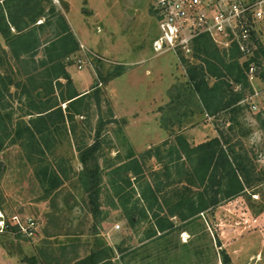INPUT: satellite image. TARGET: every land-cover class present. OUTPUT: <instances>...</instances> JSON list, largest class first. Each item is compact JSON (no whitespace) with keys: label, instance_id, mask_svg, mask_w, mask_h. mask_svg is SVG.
Segmentation results:
<instances>
[{"label":"rangeland","instance_id":"rangeland-1","mask_svg":"<svg viewBox=\"0 0 264 264\" xmlns=\"http://www.w3.org/2000/svg\"><path fill=\"white\" fill-rule=\"evenodd\" d=\"M49 1L45 11L51 6L60 11L80 44L66 60L73 87L85 89L82 95L97 84L100 108L92 104L82 116L75 115L73 134L52 132L44 156L19 140H5L0 152V264H70L105 248L114 251V264H221V250L232 264H264V80L249 79L260 97L240 101L234 121L232 142L242 143V150L236 148L249 161L251 187L197 220L172 217V230L149 238L154 222L150 213L135 214L129 227L124 212V207L141 209V190L160 168L154 157L141 156L165 140L174 144L170 131L189 137L191 146L211 139L217 129L227 127L232 114H206L197 98L185 92L186 66L179 52L154 51L160 30L153 0ZM51 30L45 28L41 37H49ZM256 31L264 43V21ZM1 48L8 50L0 35ZM0 57L14 69L2 63L0 75L15 74L14 59ZM35 57L41 59L42 53ZM9 92L12 96L0 107L5 103L4 112L11 111L15 121L25 111L24 96L18 99L14 86ZM60 106L64 111L66 103L60 101ZM98 116L103 121L96 159L102 182L99 213L93 217L79 178L83 165L78 146L92 143ZM170 166L173 178L178 177L177 167L191 168L180 161ZM28 219L34 223L31 235L23 232Z\"/></svg>","mask_w":264,"mask_h":264},{"label":"trees","instance_id":"trees-1","mask_svg":"<svg viewBox=\"0 0 264 264\" xmlns=\"http://www.w3.org/2000/svg\"><path fill=\"white\" fill-rule=\"evenodd\" d=\"M47 2L50 1L0 2V35L8 49L5 51L1 48L0 54H9L16 64L15 74L8 77L0 75V102L12 96L9 89L14 86L20 91L17 98L21 100L24 96L21 102L25 109L13 121L12 112H4L5 103H2L0 152L5 140L10 138L11 143L19 140L24 148L33 149L44 156V147L48 148L47 137L52 132L64 130L73 134L75 115L82 116L92 104L100 108L97 84L82 95L73 87L66 69V60L80 49V44L60 11L53 6L48 12L45 11ZM251 14L244 17L245 26L251 25ZM39 20L41 22L38 23ZM50 26L51 34L42 38L41 32ZM249 41L250 51L244 53L235 42L222 47L208 34H200L192 40L189 53L178 51L186 66L184 88L187 96H195L202 110L210 116H217L219 113H224L222 116L232 115L227 119L229 123L225 129H217L216 136L197 145L191 146L182 134L170 131L174 144L165 140L144 152L141 158L145 155L154 157L160 168L150 174L151 181L141 190V209L136 206L124 207L129 227L135 223V214L150 213L151 218H154L153 230L148 236L150 238L157 232L172 230L174 224L170 218L175 217L182 222L197 220L201 214L213 210L222 201L251 187L249 161L241 152L242 143L239 140L232 142L235 117L241 109L238 104L253 94L248 77L251 64L255 68L254 76L264 80V43L253 25ZM39 52L42 57L36 59ZM2 63L5 61L0 57V64L3 66ZM5 64L12 72L13 66L8 62ZM14 75L23 76L24 79H14ZM16 92L18 91L15 94ZM60 101L66 103L64 111ZM108 113L112 116L111 110ZM27 116L28 119H25ZM102 128V117L98 116L92 143L84 147L78 146L79 161L83 165L79 178L93 217L98 215L100 206L102 174L96 159ZM236 145L242 149L239 150ZM173 161H180L182 167L187 163L191 168L182 171L177 167L175 174L178 177L173 178L170 166ZM180 171L184 172V176L180 175ZM111 185L113 188L118 186L115 181ZM191 187L197 189L193 190ZM119 250L121 251L118 247L116 251L120 252ZM113 254L114 251L108 248L92 250L70 264H114ZM220 261L221 264H232L223 250Z\"/></svg>","mask_w":264,"mask_h":264},{"label":"built area","instance_id":"built-area-1","mask_svg":"<svg viewBox=\"0 0 264 264\" xmlns=\"http://www.w3.org/2000/svg\"><path fill=\"white\" fill-rule=\"evenodd\" d=\"M153 10L160 30L158 38L153 41L154 51H178L189 53L192 40L200 34H208L215 43L228 47L235 42L240 51H250V31L256 29L259 21L264 20V0L246 4L240 0H153ZM251 14V25H244V17ZM78 59V67H81ZM254 66H249L248 77L254 78ZM258 92L249 96H258ZM252 110H258L251 104ZM264 110V107H263ZM264 121V112L262 113ZM0 220V226H2ZM23 232L33 233V221L28 219ZM117 229L119 225L115 226ZM2 228V227H0Z\"/></svg>","mask_w":264,"mask_h":264},{"label":"crops","instance_id":"crops-1","mask_svg":"<svg viewBox=\"0 0 264 264\" xmlns=\"http://www.w3.org/2000/svg\"><path fill=\"white\" fill-rule=\"evenodd\" d=\"M1 1V0H0ZM240 1H242V2H244V0H240ZM246 1H248V2H244V3H246V4H250V3H252V2H254V0L252 1V0H246ZM256 1V0H255ZM262 21H264V20H262ZM73 80V79H72ZM73 84H74V86H75V82H74V80H73ZM74 88H76V87H74ZM78 93H81V92H83V91H85V89H81V90H78L77 88L75 89ZM261 95V94H260ZM257 97H260V96H257ZM262 103V105H263V107H264V102H261ZM217 135V131H216V133H215V135L214 136H216ZM213 136V137H214ZM189 139V137L187 138L186 137V140L188 141V143H190V141L188 140ZM207 140V139H206ZM205 140H203V141H200V142H198V143H195V145H197V144H199V143H201V142H204ZM191 145V144H190ZM3 218V217H2ZM2 218H0V220L2 219ZM112 247H114V246H112ZM115 248V247H114ZM120 251V250H119Z\"/></svg>","mask_w":264,"mask_h":264}]
</instances>
